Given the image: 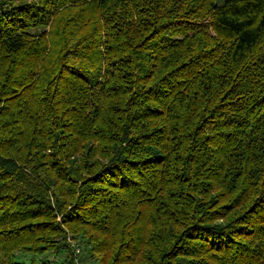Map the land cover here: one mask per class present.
<instances>
[{"label":"trees","instance_id":"1","mask_svg":"<svg viewBox=\"0 0 264 264\" xmlns=\"http://www.w3.org/2000/svg\"><path fill=\"white\" fill-rule=\"evenodd\" d=\"M6 3L0 264H264V0Z\"/></svg>","mask_w":264,"mask_h":264},{"label":"rangeland","instance_id":"2","mask_svg":"<svg viewBox=\"0 0 264 264\" xmlns=\"http://www.w3.org/2000/svg\"><path fill=\"white\" fill-rule=\"evenodd\" d=\"M7 2L6 4L9 5H20V4H26L29 2V0H0L1 3ZM188 19V18H185ZM192 19V18H191ZM197 24H192L191 22H187L186 25L188 26V30L186 31V34L191 35L194 33L195 30L200 29L202 27H205L207 23L205 21H195ZM180 24V23H179ZM185 25V26H186ZM178 27L181 26H176L175 28L178 29ZM184 27V26H183ZM42 30V28H35L34 30L30 31L31 33H38ZM210 34L215 36V34L210 31ZM184 36L182 33L178 34V38H181ZM76 43V39L73 40L72 44ZM57 219L59 220L60 217L58 216ZM64 238L61 240V247H65L69 253V256L71 257L72 264H97L96 260H94L93 256L90 254V244L87 242H84L83 239L81 238V235H76L73 231H71L69 228L64 227ZM20 255L17 256V261L22 262L21 259L19 258H25L29 257V254L26 255L22 251H19ZM61 251L59 250L57 253L56 252H47L44 254V257L46 258L47 264H57L59 261L61 262L62 257L64 256L63 253H60ZM26 255V256H25Z\"/></svg>","mask_w":264,"mask_h":264}]
</instances>
